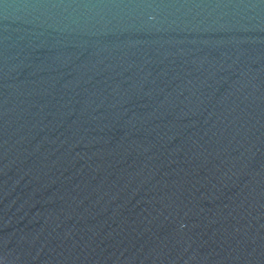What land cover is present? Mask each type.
Segmentation results:
<instances>
[{"label":"water","instance_id":"1","mask_svg":"<svg viewBox=\"0 0 264 264\" xmlns=\"http://www.w3.org/2000/svg\"><path fill=\"white\" fill-rule=\"evenodd\" d=\"M0 264H264V0H0Z\"/></svg>","mask_w":264,"mask_h":264}]
</instances>
